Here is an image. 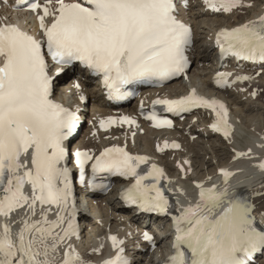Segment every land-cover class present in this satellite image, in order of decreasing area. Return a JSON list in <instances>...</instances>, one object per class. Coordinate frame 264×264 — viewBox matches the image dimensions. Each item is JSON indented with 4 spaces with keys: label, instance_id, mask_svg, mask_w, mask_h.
Returning a JSON list of instances; mask_svg holds the SVG:
<instances>
[{
    "label": "snow or ice",
    "instance_id": "obj_1",
    "mask_svg": "<svg viewBox=\"0 0 264 264\" xmlns=\"http://www.w3.org/2000/svg\"><path fill=\"white\" fill-rule=\"evenodd\" d=\"M202 4L213 13L229 14L253 7L246 0H202ZM15 7H27L35 15L39 36L15 23L0 22V264H91L73 240H79L81 232L70 163L78 169L81 185L90 164L91 189L107 191L104 181L110 176L130 179L121 193L126 204L171 215L174 236L164 264H254V256L264 254V229L256 226L254 205L230 196L231 171L219 170L223 187L195 182L196 198L172 214L173 204L161 184L163 168L153 163L141 169L149 157L117 145L99 155L87 150L73 153L70 141L80 125L79 108L74 111L54 99L57 77L77 64L100 77L108 99L117 101L133 94L131 86L162 84L184 74L190 64L187 52L193 30L180 14L190 9V0H16ZM215 44L221 57L264 66V14L221 28ZM231 76L218 72L215 82L231 87L252 79L237 75L230 82ZM73 87L85 101L81 85L77 82ZM153 103L174 115L199 107L211 109L216 115L212 130L226 139L231 134L226 106L199 96L195 89L179 99ZM146 119L157 128L173 126L172 120L155 112ZM115 124L139 127L129 116L99 121L105 131ZM169 147L181 145L164 141L157 151ZM251 154L248 149L235 156L252 158ZM184 164L191 171V161ZM258 167L264 170V162ZM108 239L115 252L102 264H131L125 241L115 235ZM143 239L155 247L148 232Z\"/></svg>",
    "mask_w": 264,
    "mask_h": 264
},
{
    "label": "bare ground",
    "instance_id": "obj_2",
    "mask_svg": "<svg viewBox=\"0 0 264 264\" xmlns=\"http://www.w3.org/2000/svg\"><path fill=\"white\" fill-rule=\"evenodd\" d=\"M191 10L183 13L184 17L190 20L195 27L196 41L192 56L194 66L191 72L189 82L181 80L173 85L167 86L164 89L157 90L155 94L149 91L145 96L146 103L149 104L152 99L161 94L172 96V98H180L186 96L192 89H195L199 96L207 99H216L222 102L230 111L232 133L226 139L214 134L208 129V122L211 114L203 107H199L197 114L187 118L185 121L178 123L179 129L175 131L156 132L151 130L144 122L140 128L145 129V133L138 134L133 137L131 147L142 151H147L159 162H162L172 180L170 181L171 193L180 199L178 207L182 208L189 200H194V183L195 181H205L215 184L218 187H223L221 175H218L219 169L225 166L238 165V170L233 176V180L228 183L230 193H242L245 200L254 205L255 210L264 213V170H261L258 165L264 162V148L260 145L264 144V117L261 110L264 109V93L259 89L264 88V71L256 76L255 72L243 70L234 75H248L252 79L248 81L237 82L230 90L226 92L216 91L213 88L214 74L217 69L214 63L216 56V48L213 46L214 33L221 25H237L244 23L249 19H253L260 14H264V0H246V3H251L253 7L246 8L233 13H212L206 10L202 4V0H190ZM7 11L3 8L0 2V18L7 17ZM25 24L30 28H36L35 18L28 16L25 18ZM70 71L63 72L64 76H68ZM75 82L70 83L66 89L75 107H80L79 93L73 87ZM81 89L83 95H88L89 104L85 108L88 110L92 102L97 103V108L92 117L98 118L108 113H113V110L108 107H101L100 101H103L98 88H88L86 84ZM259 87V89L257 88ZM262 87V88H261ZM257 92L256 97L251 93ZM238 105V111L234 112L231 104ZM134 109L138 104L133 105ZM264 112V110H262ZM258 112L260 114L258 115ZM262 112V113H263ZM245 117V121L241 119V115ZM88 118L89 113L87 114ZM90 117L89 119H92ZM244 122V131L249 134L244 142L238 140V129L241 126L239 120ZM244 119V118H243ZM90 121V120H88ZM242 127V126H241ZM139 128V130H140ZM243 129V128H241ZM243 131V130H242ZM92 128L81 136L80 143L87 148H97L104 143L117 140V130L114 132L112 139L106 137L103 133L91 135ZM178 138L182 142V149L176 152H155V139L159 136H168ZM195 136V137H194ZM243 138V135H241ZM194 137V138H193ZM135 143L134 145L132 143ZM252 149V158L247 156L233 161L236 151H247ZM226 150L228 152H223ZM185 160L191 161V171H187L189 165L184 164ZM258 161V162H257ZM183 166L184 172L178 170V166ZM184 174V177H183ZM209 177L211 179H209ZM184 194H181L180 190ZM79 193V192H78ZM78 199H81L79 193ZM81 206V205H80ZM82 229L83 240L74 241L78 252L86 260L93 264L95 261L107 251L106 236L110 232H118L121 235H126L128 239L133 241V244L128 248L131 256V264H161L164 258L163 250L167 248V243L171 238V233L162 239L163 249L158 252H152L149 246L138 241L140 234L139 229L144 230L141 223V216L135 212L126 210L122 204L120 197V189H116L106 198H93L88 208L82 210ZM140 233V232H139ZM166 233V231H163ZM103 245L99 253H93V248H98ZM256 264H264V254L257 259Z\"/></svg>",
    "mask_w": 264,
    "mask_h": 264
},
{
    "label": "rangeland",
    "instance_id": "obj_3",
    "mask_svg": "<svg viewBox=\"0 0 264 264\" xmlns=\"http://www.w3.org/2000/svg\"><path fill=\"white\" fill-rule=\"evenodd\" d=\"M257 88L259 89V87L257 86ZM262 88V87H261ZM264 90V88H262L261 90L259 89V93H261V91H263ZM264 92V91H263ZM262 95H263V97H262V99H264V93H262ZM231 107H234L233 108V110H234V112H236V111H238V109H237V107H238V105L237 106H235L233 103L231 104ZM262 110H264V109H262ZM260 111L261 112V114H262V116L264 117V112L263 111ZM260 112H258V115L260 114ZM263 112V113H262ZM244 118V119H243ZM241 119L242 120H244L245 121V117L243 116V114L241 115ZM239 120V124L241 123V126H239L240 128L238 129V133L239 134H237V136L239 135V139L238 140H240L241 142H244V140L247 138V137H249V134L247 133V131L245 132L244 130V127L243 126H245L244 124V122L242 123V120ZM241 128H243V129H241ZM84 130V129H83ZM243 130V131H242ZM85 133V131L83 132V134ZM83 134H82V136H83ZM241 135H243V138H242V136ZM247 136V137H246ZM245 138V139H244ZM223 152H228V151H224V150H222Z\"/></svg>",
    "mask_w": 264,
    "mask_h": 264
}]
</instances>
